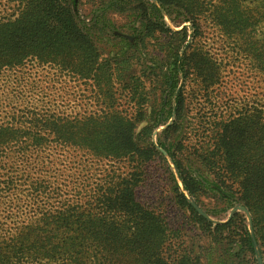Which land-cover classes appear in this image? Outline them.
<instances>
[{"label": "trees", "instance_id": "1", "mask_svg": "<svg viewBox=\"0 0 264 264\" xmlns=\"http://www.w3.org/2000/svg\"><path fill=\"white\" fill-rule=\"evenodd\" d=\"M7 1L17 13L0 21V71L28 60L48 65L89 85L101 108L82 116L35 112L0 124V191L13 184L8 157L14 158V149L52 143L85 151L111 168L127 163L130 171L95 172V185L79 191L84 200L45 201L26 224L12 233L2 230L0 264L44 258L65 261L60 264H85L86 258V264H234L253 255L254 240L264 259V103L215 118L217 126L196 139L191 157L181 139L188 89L207 97L222 78L221 66L195 46L204 20L264 75V0H85L89 10L95 8L91 17L76 12L78 0ZM165 17L179 29L172 30ZM121 97L128 110L117 108ZM156 160L164 164L175 207L191 221L189 230L179 228L183 223L170 228L162 208L137 197ZM208 190L223 213L243 207L252 232L239 212L217 224L199 215L191 202L216 215L204 208ZM192 229L207 241L206 255L183 239L191 240Z\"/></svg>", "mask_w": 264, "mask_h": 264}, {"label": "rangeland", "instance_id": "2", "mask_svg": "<svg viewBox=\"0 0 264 264\" xmlns=\"http://www.w3.org/2000/svg\"><path fill=\"white\" fill-rule=\"evenodd\" d=\"M89 8L90 3H86L85 0H78L75 6L76 12L82 17H91L90 13L95 8L92 10ZM16 13L17 7L13 1L0 0V21L13 18ZM165 21L172 30L179 29L171 25L167 17ZM203 25L202 34L195 42V46L208 51L213 60L221 66L222 78L207 97H203L197 89L187 91L186 128L181 139L185 146L184 152L190 154V157L194 149L199 146L196 139L205 137L204 134L210 135L217 126L215 118L226 119L237 110L264 103V75L253 68L250 61L245 58L246 55L234 52L230 41L209 20H204ZM69 77L48 65L38 66L34 60H28L16 69L0 71V124L12 119L14 123L22 122L35 112L68 116H82L98 112L101 106L91 87L82 84L79 79L70 81ZM126 104L127 102L122 97L117 100V108L121 111L128 110ZM163 128L159 127L153 133L154 143L157 142ZM12 154L14 158L8 157V159L13 165L14 181L6 191H0V233L2 230L12 233L20 225L26 224L33 213L40 211L36 207L45 205V201L75 203L84 200L83 194L79 191L84 188L83 185L87 187L95 185V179H97L93 178L95 172L103 173L106 169L113 170L114 168V171L118 172L117 175H125L130 171L127 163L114 162L111 168L105 161L99 162L85 151L72 147H61L54 143L39 150L29 148L18 151L14 149ZM6 162L8 161L3 159V163ZM161 165L164 166L156 160L146 168L147 178L137 189V197L147 207L158 205L162 208L159 214L170 228H177L183 223V226L179 228L189 230L192 225L191 221L183 218L181 212L175 207L172 196L165 185L164 168ZM3 174L4 170H0V181L3 179ZM36 180L37 183H35ZM178 182L181 186L180 181ZM43 185H47L48 188L41 187ZM9 187H12L10 191H8ZM32 190H34L33 193H31ZM204 204L205 209H213L216 215H207L204 209L196 206L214 224L225 222L232 213V209L223 213L222 204L218 203L216 206L217 203H214L211 191L207 192ZM237 212L244 215L247 228L251 233L249 216L243 211ZM184 230L182 234L185 233ZM188 235L191 240H188L187 236L183 239L190 241L189 244L195 243L199 247L198 251L201 246V254L206 255L207 250L204 249H207L208 245L202 233L192 229ZM254 245L252 256L246 260L240 257L235 260L234 264H258L259 258L264 264L261 248L256 240H254ZM169 248L171 249L168 247L164 250L166 255L171 254ZM195 250L197 251V248ZM63 262L65 261L57 259L52 262L44 258V260L31 264H60ZM88 262L89 258H86L85 264Z\"/></svg>", "mask_w": 264, "mask_h": 264}, {"label": "water", "instance_id": "3", "mask_svg": "<svg viewBox=\"0 0 264 264\" xmlns=\"http://www.w3.org/2000/svg\"><path fill=\"white\" fill-rule=\"evenodd\" d=\"M191 204H192V206L197 210V212L199 213V215H201L202 217H204V218H208L194 203H192L191 202ZM237 211H243V212H245L248 216H249V214H248V212L243 208V207H241V206H236V207H234L233 209H232V213L233 212H237ZM231 213V214H232ZM248 219L250 220V216L248 217ZM257 263L258 264H262V260L259 258L258 260H257Z\"/></svg>", "mask_w": 264, "mask_h": 264}]
</instances>
